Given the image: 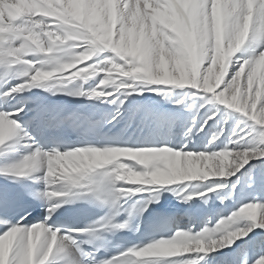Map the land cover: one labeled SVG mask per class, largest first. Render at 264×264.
I'll use <instances>...</instances> for the list:
<instances>
[{
    "label": "snow or ice",
    "instance_id": "snow-or-ice-1",
    "mask_svg": "<svg viewBox=\"0 0 264 264\" xmlns=\"http://www.w3.org/2000/svg\"><path fill=\"white\" fill-rule=\"evenodd\" d=\"M5 3L11 7L7 9L0 8V114H2L0 118L4 120L5 124L8 122L12 123L5 138L0 141V158H5L4 162L0 163V175H4V178L7 180L21 184L26 195L44 203L47 210L46 217L48 218L46 219L45 217L43 221L31 225H24L23 220L25 217H21L13 223L11 211L16 193L8 191L7 189H0V237L8 233L13 227L27 229L37 224L42 227H48L47 225L52 221L57 209L48 210L49 202H47V197L45 196L46 185L43 179L44 171L39 172V180L44 184L42 189L33 188L31 185L26 184L23 179H18L25 177H17L13 173L24 166L26 159L31 158L34 154L39 155L37 152L38 149L41 152L51 151L52 149H58L60 152L70 150L63 145H54L48 150H44L43 146L36 143L34 135L29 131L33 123L39 124L43 121L44 115L38 113L34 120L27 124L23 121V116L20 115L24 113L27 104L22 103V98L16 94L20 93L21 90L29 88L15 89H17V86L24 85L26 81L31 79L36 70L41 68V62L46 57H55L58 55L56 45L51 46V52H40V56H32L30 55L31 53L26 55L22 54L18 49L23 43V37L27 36L28 33L26 31L21 33V29L31 25L35 31H40V29H35V22H42V28H45L47 31H55L57 24L60 23V18L64 14L78 17L80 20L88 22L94 19L97 13L103 17L108 7L101 6L111 4V9L117 19L121 16L129 18L141 16L150 21L151 38L147 39L143 46L135 51L138 62L132 66L125 65V68L129 71L138 70L137 74L141 72L148 73L157 81L149 86H164L165 84L159 81L167 79L174 71V68L171 64V58L166 52L161 57L153 40L163 42L169 37L179 38L176 31L178 26L181 24L187 26L198 25L202 16H206L209 21H218L221 24H226L236 0H58L54 9L44 8L42 6L40 10L32 7L18 8L17 5L21 3V0H0V5ZM29 3H31V0H29ZM259 3L260 0H256V3L253 5L254 13ZM70 5L74 7H69ZM118 29L119 25H117V35L119 34ZM257 44L258 46L255 47V51L259 53L261 50H264V34H257L254 37V46ZM76 50L81 51L82 48ZM237 58L238 60H234L233 67L228 72L225 84L232 80L233 75L239 69L240 64L247 59V56L243 53L237 56ZM108 60L115 61L119 64L124 63L120 60L118 50L104 51L87 62L88 64H93L103 61V66L107 67ZM179 66L181 65H177V68ZM79 67H84V65H80ZM180 70H183L182 67H180ZM250 72V68L245 70L243 74L244 81L248 80ZM13 78L17 81L16 83H11ZM102 78L97 77V80L92 85H89V89L95 88ZM221 87H224V85H221ZM144 90L149 89L146 88ZM195 90L198 89L187 88V91L177 93L174 97H167V93H164V95L176 101L180 106L187 107L189 97H191L192 93H196L197 97L204 95L203 92L201 93ZM49 91H66L70 95L80 97H88L90 95L88 90L77 93L70 88L50 89ZM103 91L105 93L113 92L111 88H105ZM116 93H120V91ZM112 96L113 94L102 98ZM125 99L126 95H118L108 100L114 106V112L110 114L111 119L107 123L111 124L112 121H115L116 123L113 126L120 124L121 121L117 118L121 116V110L126 107L124 104ZM113 101L115 102L113 103ZM199 103L204 104V100H199ZM261 111H264V90L258 91L257 80L254 77L249 92L247 115L236 112L242 114V116L234 118L235 127L229 121L227 130L223 128L222 125L226 123L227 115L225 110L223 108L210 109L209 107L205 108L204 118L193 120L190 122V126H186L184 136L189 141L198 133H203L205 137L210 136V139L198 150L189 149L187 144L182 145L179 149H174L170 146L120 147L160 152L172 151L180 153L181 156L185 153L211 154L220 152L221 150L243 151L245 149H264V127H261L264 126V123L251 118ZM214 112L217 113L215 116L212 115ZM149 115L161 124H168L169 126L171 124L167 116L151 113ZM210 116L212 117L211 119H209ZM91 126L96 127L95 124ZM221 130L223 131L221 132ZM214 134H219L218 138H215ZM161 138L167 139L168 137L163 136ZM154 139L152 136L146 137L145 143H150ZM107 140L110 144L127 143L121 136L107 138ZM6 141L11 142L5 147ZM83 147L86 146H77L71 149ZM21 149L24 150V154L16 162L7 163L6 153L9 151L20 153ZM175 164L176 162L166 159H147L142 164H136V170L145 173L150 178V182H146L143 185L125 184L123 182L116 183L106 169H96L85 173L82 178H78L79 182L75 187L66 189L68 195L56 197L60 199H52L50 203L61 204L62 207L63 204L71 203L72 200L70 197L75 196L87 200L89 203L105 207L107 209L106 215L96 219L85 229H62L57 228L53 223L51 231L46 233L30 252L26 248L13 244L7 251L4 264H46L54 252L60 255L61 264H125L129 259L135 260L136 264H198V260L194 257L203 252L186 250L166 256L136 255V253L151 246L153 242L159 241L161 238L146 244L134 245L131 248L125 249L123 252L117 253L115 256L99 260L96 258L95 252L86 251L82 246L81 236H87V240L83 241V243L99 246L106 242L105 233L128 229L125 224L127 220L121 222L119 219L121 214L125 213L128 216H132L133 213L137 215L144 213L148 205L158 202L161 193L166 190L159 186L177 185L181 179L183 182L197 181L188 178L189 174L180 170ZM242 175L246 176L245 183L247 187L240 195L245 200H249L250 198V202L242 203L238 207V210L243 205L249 203L264 204V162H262L259 170H256L255 166H251L245 169V173ZM258 184L259 189H257ZM136 187L141 188V191L136 194H144V198L136 199L135 203H131L129 206L130 200L134 199L135 195L129 193L128 189ZM232 187L235 188V184ZM54 188L55 186H50L48 191H52ZM205 188L215 189L214 191H216L217 185H205ZM74 189L79 191L74 192ZM176 195L183 202L187 203L193 199V195L198 194L176 191ZM217 195L222 198H227L229 193L218 192ZM204 203H208V200L205 199ZM164 222L168 225L175 223L172 219H166ZM260 228L264 229V227ZM187 230L193 233L200 231H196L194 226ZM250 232L252 234L248 236V240L237 245L235 249L230 250L231 254H221L220 257L209 256L202 260V264H256L260 258L264 257V232L257 233L252 230ZM53 234L56 235L55 242L52 241Z\"/></svg>",
    "mask_w": 264,
    "mask_h": 264
},
{
    "label": "clouds",
    "instance_id": "clouds-1",
    "mask_svg": "<svg viewBox=\"0 0 264 264\" xmlns=\"http://www.w3.org/2000/svg\"><path fill=\"white\" fill-rule=\"evenodd\" d=\"M255 3L256 0H236L226 24L212 22L206 16H202L198 25L178 26L176 31L179 38L169 37L163 42L153 40L161 57L166 52L174 68L167 79L159 82L165 86H172L173 89L196 88L204 93L199 99L191 100L188 109L199 113L205 104L209 105L210 109H219V106L223 105L234 112L247 115L253 78H256L258 85H264V50L257 53L255 47L258 44L254 46V37L257 34H264V0H260L254 13ZM10 7L7 3L0 5V8L4 9ZM41 25L42 22H35V29L40 31H35L31 25L21 29V33L26 31L28 35L23 37V43L18 51L24 55L51 52V46L56 45L58 55L46 57L41 62V68L36 70L31 79L24 85L17 86L15 90L25 87L61 89L79 81L80 84L74 88V92L78 93L84 91V83L103 73V78L96 87L88 90L89 98L100 99L121 89L135 90L157 82L146 72L137 74L138 70L129 71L125 68V65L132 66L138 62L135 51L151 38V23L141 16L131 18L121 16L117 19L109 7L103 17L97 13L95 18L88 22L64 14L55 31H47ZM81 48V51L76 50ZM111 50L119 51L123 64L112 60L107 61V67L103 66V61L86 63L104 51ZM240 52H243L247 59L240 64L232 80L225 84L234 60H238L236 54ZM177 65H182L183 70H178ZM249 68L251 72L248 80L244 81L243 74ZM105 88H111L113 92L105 93L103 91ZM193 96L197 94L192 93L191 97ZM199 100H204V104H200ZM216 114L214 112L212 115ZM211 118L210 116L209 119ZM251 118L264 123V111ZM11 123L5 124L0 118V141L5 138ZM218 135L214 134V137L218 138ZM37 152L39 155L34 154L26 159L24 166L13 175L29 177L33 173L44 171L45 196L49 202V211L61 207V204L50 203L53 198L68 195L66 189L75 187L79 182L78 178L92 170L106 169L116 183L143 185L150 182V178L145 173L138 172L135 165L142 164L147 159H166L176 162L175 166L188 173V178L206 181L209 178H229L249 159L264 156V149L221 150L211 154L185 153L181 156L180 153L172 151L160 152L120 146H86L65 152L58 149L41 152L38 149ZM50 186L55 188L48 191ZM217 187L223 188L227 185L221 184ZM214 190L206 189L196 194L204 196ZM140 191L139 187L128 189L133 195ZM125 224L130 227L129 221ZM253 227H264V204L243 205L237 212L218 221L214 227H205L196 233L177 230L171 237L153 242L136 255L166 256L186 250L209 253L230 247L236 240L247 236ZM50 231V226L42 227L39 224L27 229L13 227L0 237V264H4L7 251L13 244L30 252ZM55 240L56 235L53 234L52 241ZM125 264H136V261L129 259ZM256 264H264V257Z\"/></svg>",
    "mask_w": 264,
    "mask_h": 264
},
{
    "label": "bare ground",
    "instance_id": "bare-ground-1",
    "mask_svg": "<svg viewBox=\"0 0 264 264\" xmlns=\"http://www.w3.org/2000/svg\"><path fill=\"white\" fill-rule=\"evenodd\" d=\"M56 2H58V0H56ZM56 2H54V0H31V3H29V0H21V3L18 4L17 7L21 9L24 7H32L37 10H40L41 7L43 6L44 8L54 9L56 7ZM69 7H74V6L70 5ZM101 7L111 8L112 5L108 4ZM31 54L35 56L41 55L39 53H31ZM242 54L243 52L237 53V56ZM79 66L80 65H78V67ZM180 67H182V65L178 67V70H180ZM103 75L104 74L101 73L98 77H103ZM96 80L97 77L90 80L87 83H84L83 84L84 90H90L89 85H92L93 82ZM75 84H80V82L77 81L75 82ZM71 86L73 85H68L67 88ZM40 88L41 87H33L30 89H24L21 90V92L17 93L16 95L22 98V103L27 104V100H28L27 97L36 96ZM146 88L149 90H144ZM262 90H264V85H258V91H262ZM185 91H187V88L173 89L172 86H165V85L155 86V87L142 86L136 88L135 90L121 89L120 93L113 92V96L108 98L96 99V98L87 97L83 107L86 108L87 110L96 109L97 111L104 110V111H111V113H113L114 106L111 105L108 102V100L113 99L118 95H126V99L124 100V104L126 105V107L121 110V116L117 118L121 121L120 124L125 123L128 127H130V129H133L134 131L141 129L143 133H147V134H150L152 132H157L160 134L169 135L171 138L172 147L174 149H179L182 145L187 144V147L189 149L197 150L199 147H201L202 142L205 140V136L202 135V133H198L196 136H193L189 141L188 139L185 138L184 132L186 126H190V122H192L193 120H199L201 119L202 116H204L205 108L209 107V105H205L203 109H201L200 113H196L194 110L188 109L187 107H182L176 101L167 98V97H174L177 93L185 92ZM164 93H167V97L164 95ZM195 99H199V97L197 96L191 97V99H189V103H191V100H195ZM28 106L29 105L27 104V107L25 109H27ZM219 107L223 108L225 110V113L227 114L226 123L223 125V128L227 130L229 121L232 123V126L235 127L234 118L242 116V114L236 113L234 112V110L227 109L223 105H220ZM150 113L155 115L167 116L171 121L170 126L168 124H161L157 120L153 119V117L149 115ZM193 117H195V119H193ZM109 119H111V115L109 116ZM179 138H181L180 146L177 144V140ZM10 142L11 141H6L5 147ZM22 154H24L23 149L20 150V153H14L11 151L7 152L6 153L7 163L10 164L16 162ZM4 160L5 158H0V163H3ZM262 162H264V157L261 156H257L249 159V161L239 171H237L233 177H240V178L246 177L245 175H242L245 173V169H248L251 166H255L256 170H259ZM132 163H136V162L132 161ZM39 177H40V173L37 172V173H33L31 176L26 178L32 180L33 182L36 183L38 187L42 188V182H40ZM227 180L228 178L217 177V178H209L206 181L197 180V181H189V182H180L177 185H172V186H159L160 188L166 190H164L161 193L160 200L158 202H154V204L159 205L167 198L173 197L174 203L170 206V209L174 211L177 215L180 216L183 215L178 219L179 230L181 229L187 230L188 228L197 226L198 221L202 219L205 213L210 209V205L214 203L215 200L214 198L217 195V191L207 192V194L204 196L193 195V199L187 203L183 202L182 199L176 195V191H179L181 193L195 194L197 192L205 191L207 189L205 188V185L227 184L226 183ZM219 188L220 187H217V189ZM205 199L208 200V203L206 204L204 203ZM191 223H194V225L192 226ZM252 231L260 233V232H264V229H261L260 227H253ZM251 234L252 232H249L247 236L236 240L233 243V245H231L230 247L221 248L209 253H200L197 254V256L194 258L198 260V264H202L203 259L209 256H216L217 251H223L222 254L228 255L230 250L235 249L236 246L240 245L242 242H246L248 240V236H250ZM226 250L228 252H226ZM46 264H61L60 255L54 252L50 256Z\"/></svg>",
    "mask_w": 264,
    "mask_h": 264
},
{
    "label": "rangeland",
    "instance_id": "rangeland-1",
    "mask_svg": "<svg viewBox=\"0 0 264 264\" xmlns=\"http://www.w3.org/2000/svg\"><path fill=\"white\" fill-rule=\"evenodd\" d=\"M198 92H201V91H198ZM195 100H197V99H195ZM198 106L199 105H197V107ZM201 109H203V108H201ZM201 109H200V111H201ZM200 111H199V113H200ZM202 118H204V116H202L201 119ZM222 127H223V125H222ZM202 135H204V134L202 133ZM229 135H230V133H229ZM208 139H210V136L205 137V140L202 142L201 147L203 146L204 143L207 142ZM233 176L229 177L228 180L226 181L227 187L219 188L216 190L217 193L218 192L229 193V196L227 198H222V197L216 195V197L214 198L215 199L214 203H212L213 205L212 204L210 205V209L205 213V215L202 217V219L200 221H198L197 226L200 224H202V225H201L200 229H198L197 231L202 230L206 226L209 228L214 227L221 218H226L233 211L238 210V207L241 206L242 203L250 202V198H249V200H245L240 195V193L242 191H244L245 188L247 187V185L245 183L246 177L240 178V177H233ZM233 184H235V188L232 187ZM257 189H259V184L257 185ZM182 216L183 215H181V217ZM222 252L223 251H217L216 256L220 257L219 255H221ZM226 252H228V251L226 250ZM228 254H231V253L229 252Z\"/></svg>",
    "mask_w": 264,
    "mask_h": 264
}]
</instances>
